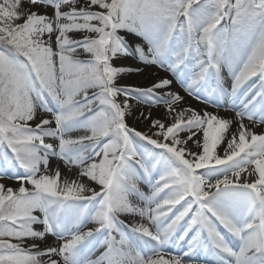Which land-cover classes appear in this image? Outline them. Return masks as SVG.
Returning a JSON list of instances; mask_svg holds the SVG:
<instances>
[{
  "label": "snow or ice",
  "instance_id": "obj_1",
  "mask_svg": "<svg viewBox=\"0 0 264 264\" xmlns=\"http://www.w3.org/2000/svg\"><path fill=\"white\" fill-rule=\"evenodd\" d=\"M129 58L234 117L167 77L119 84L145 71ZM132 101L169 122L129 126ZM245 119L264 124V0H0V264H264Z\"/></svg>",
  "mask_w": 264,
  "mask_h": 264
},
{
  "label": "rangeland",
  "instance_id": "obj_2",
  "mask_svg": "<svg viewBox=\"0 0 264 264\" xmlns=\"http://www.w3.org/2000/svg\"><path fill=\"white\" fill-rule=\"evenodd\" d=\"M123 63H124L125 66H130V67L139 66V67H143L144 69L149 68L151 70H153V69L157 70V67L155 65H151V66L140 65L136 61L131 60L130 58L125 60ZM162 74L163 75L160 76L158 74L156 75V74H151L149 72H146L143 75L142 73L132 72V73H128V74H125L122 77H120L119 80H118V83L119 84H124V83L128 82L130 85L149 86L151 83L155 82L156 80H158V79H160L162 77H167L169 79H173L172 91L179 92V94L181 96H183V97L187 96V93L184 94V92H182L183 88H181L180 85L178 83H176L175 78L172 77L171 73L165 72L166 75H164V73L162 72ZM119 99H123V97H120ZM132 103L134 105V108H133L132 114H130V115H128L126 117L127 123L129 124V126L134 127L137 130H139V131L147 132V133L151 134L150 133V129H151L150 120L143 119L140 116V113L143 112L144 115L146 116L145 112L147 111V109L157 108L159 106L148 107V106H146L144 104H136L135 101H132ZM218 110H220L221 112L225 111L224 109H218ZM225 112H229V113L234 114V112H230V111H225ZM43 115H47V114H43ZM151 119H161L162 122H165V123L169 122L165 118V115H163V114L151 117ZM244 123L248 127H251V125L260 126L264 130V124H253L251 121H249L247 119H245ZM181 136H184L183 133L181 134ZM189 146L193 147L194 151L196 150L194 148V146L191 145V143H189ZM220 155L222 156L223 154H220ZM57 166H59V168H60L62 178L67 177L69 179H74L78 175V171H79L78 169L74 168V169H72L71 172H69L65 168V166H64L62 161H58L55 158H53L50 161L49 167L54 170ZM0 182L5 183L6 185H9V186H13V187L17 186V182L13 181V180H7L6 179V180L0 181ZM36 227H39V226H36ZM47 240H48L49 244H54L55 243V238L54 237L49 236L47 238Z\"/></svg>",
  "mask_w": 264,
  "mask_h": 264
},
{
  "label": "bare ground",
  "instance_id": "obj_3",
  "mask_svg": "<svg viewBox=\"0 0 264 264\" xmlns=\"http://www.w3.org/2000/svg\"><path fill=\"white\" fill-rule=\"evenodd\" d=\"M146 72H149L151 74H156V75L158 74L160 76L163 75L162 74V72H163L164 75H166L164 70L161 68H158V67H157V70H155V69L151 70V69L147 68V69H145V71L142 74L144 75V73H146ZM124 84H129V83L127 82ZM182 92H184V94L186 93L184 90ZM184 98L185 99H184L183 103L185 106H191L192 108H195V109L200 110V111L206 110L208 112L218 113L221 117H227V118L234 117V114H232V113L225 112V111L221 112L220 110H218V109H216L210 105L207 106L206 104L201 103L199 100H197L191 96L187 95ZM221 109H223V108H221ZM145 114H146V116H148L150 114L151 117L162 115V114L165 115V109H164L163 105H161L157 108L147 109ZM235 127L236 126L233 125V129H235ZM249 128L251 130H253L254 132H256L257 134L264 133V130L260 126L251 125V127H249ZM183 135H185V134H183ZM220 154H223V146L220 148Z\"/></svg>",
  "mask_w": 264,
  "mask_h": 264
}]
</instances>
